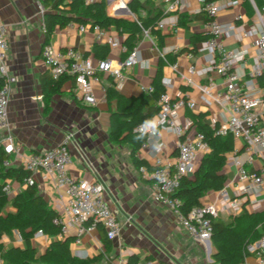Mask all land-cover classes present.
I'll return each mask as SVG.
<instances>
[{
    "label": "crops",
    "instance_id": "1",
    "mask_svg": "<svg viewBox=\"0 0 264 264\" xmlns=\"http://www.w3.org/2000/svg\"><path fill=\"white\" fill-rule=\"evenodd\" d=\"M131 1L104 0L107 15L136 21L139 18H150L159 12L163 15L165 10L164 0H137L141 4L137 11L131 9ZM42 2V0H0V20L7 26L8 51L5 63L9 73L15 77V83L9 95L7 131L12 135L14 144L20 149L19 154L4 155V160L8 162L5 168H19L22 155L54 148L66 134L71 133L73 134L69 144L72 157V163L69 166L71 175L85 185L102 183L106 189L105 198L121 225L119 236L110 241L108 253L104 252L106 237L99 224L88 228L78 243L72 242L71 252L74 256L88 259L91 264H114L118 258L126 261L131 256L138 258V264L148 260L155 264H214L211 258L214 247L211 242L208 245L207 242L202 243L189 235L171 211L157 202L152 181L142 179L138 170L132 165L129 146L116 144L109 139L111 112L115 109L116 102L107 104L105 96V89L111 86L123 97L139 96L143 89L151 87L159 59H161L160 53L164 52L161 81L164 79L168 82V93L174 97L178 91H181L195 102L194 108H184L180 111L184 136L190 137L197 132L195 127L189 126V123L193 122L191 116L201 119L210 127L213 119L217 123L222 122L227 115L226 106L216 103L207 106L198 86L212 83L214 89L222 93L225 89L224 79L214 72L203 76L188 73L190 66L200 69L206 65L207 54L197 53L202 40L193 36L200 35V38L206 36L207 17L204 14L185 13L186 22L183 25L176 24L173 29L165 25L160 30L163 36L160 47L157 46L153 36L141 35L134 46L139 51L140 61L124 71L125 78L119 86L114 84L108 74H97L98 81L93 88L95 105H84L77 99L73 91L74 82L68 76L61 79L63 82L60 92L53 95L49 103L45 105L40 79L50 76V73L41 58L43 47L49 44L60 53L72 48L83 58H89L95 63L98 59L93 55L92 48L95 43H101L95 40L90 31L79 32L75 26L70 28L66 25L63 28H56L48 43L45 44L42 20L44 14L51 11L45 8ZM239 3L240 5L235 8L221 11L217 16L218 21L230 23L234 16L240 13L244 16L243 23L249 24L254 14L252 2L239 0ZM263 5L264 0H261L259 7ZM189 8H196L194 0H189ZM107 30L117 37L122 45V37L118 35L115 27L110 26ZM221 41L228 49L245 48V64L247 66L253 64L256 48L252 40L244 39L239 42L229 36L222 38ZM172 47L176 48V53L169 51ZM109 49L106 59L113 63L120 62L124 56L120 48ZM174 64L177 65V70H173ZM243 72L245 70L240 73L241 81L245 79V75L242 76ZM181 75L190 78L192 84H186ZM260 80L261 78H257L254 83L263 89L264 97V77L262 84ZM260 126L264 128V118L261 119ZM5 134L6 131H0L1 149V140ZM158 137L163 146L157 153L154 150V142H150L146 148L140 147L136 153V156L147 163L151 169L157 157L173 163L177 157L175 136L160 131ZM202 157L200 154L195 157V167ZM237 158L243 162L245 155L240 152ZM257 167L258 162H255L246 169L252 172ZM224 172L226 182L236 178L235 167L225 165ZM28 175L34 181L33 186L37 193L51 209L61 214L64 195L55 189L52 180L42 172L28 173ZM26 179L19 182L12 174L4 181L0 180L1 186L8 183L11 188V192L5 195L7 205L2 211L3 217L11 216L16 212L12 202L29 185ZM216 199L217 192L210 191L201 198L200 205L213 203ZM263 210L264 207L256 212H244L251 214ZM243 213L232 216L221 212L217 219L229 224ZM257 229L260 236L263 231L260 226H257ZM67 236L75 237L73 227L69 229ZM56 238L62 237L59 235L51 237L46 234L32 235L28 245L35 251L36 256H39ZM0 243L5 248L25 247V241L16 229H10L8 233L3 234ZM108 259L110 262L107 261ZM0 264L3 263L0 261ZM242 264H257V258L249 254Z\"/></svg>",
    "mask_w": 264,
    "mask_h": 264
},
{
    "label": "built area",
    "instance_id": "2",
    "mask_svg": "<svg viewBox=\"0 0 264 264\" xmlns=\"http://www.w3.org/2000/svg\"><path fill=\"white\" fill-rule=\"evenodd\" d=\"M82 1L90 4L97 0ZM194 1L196 8L190 9L189 0H164L165 10L162 18L157 22V28L162 30L168 25L173 29L181 13L204 14L207 17L206 38L197 48V53L207 54L206 65L200 69L190 66L188 73L203 76L214 72L224 79L225 89L222 93L217 92L212 83L198 86V89L207 106L214 103L226 106L225 119L220 123L213 119L211 128L216 127L215 134L232 135L238 146L226 161V166L235 167L236 178L227 181L223 188L217 191V199L213 203L195 207L187 216L180 213L178 208L180 201L173 193L178 187L180 178L191 175L194 171L195 157L198 154L204 156L209 151V146L201 133L196 132L190 137L184 136L180 111L184 108H194L195 102L181 91H178L174 97L171 96L167 91L169 84L164 79L161 81L164 92L157 101V113L149 122L134 126L132 132L145 136L141 148H146L150 142H154L156 153L163 146L158 137L160 131L175 136L177 157L174 163L157 157L151 170L142 166L138 172L142 179L152 181L157 202L171 211L189 235L203 243L210 240V218L217 219L221 212L234 216L244 211L256 212L264 207V128L260 126L261 119L264 118V97L263 89L254 83V80L264 75V5L259 8L253 0H249L252 2L254 14L250 23L245 25L244 16L240 13L236 14L230 23H220L217 19L221 11L239 6V0ZM74 26L79 32L90 31L97 42L108 45L111 49L120 48L121 52H127L117 37L99 25L91 27L68 24L70 28ZM143 34L149 37L148 31H143ZM229 36L239 42L244 39L253 41L256 48L253 64L248 66L245 64V48L233 50L222 44L221 39ZM7 51V26L0 20V131H6L1 140L2 150L6 156L19 154L20 151L14 144L12 135L7 131L9 95L15 83V77L9 73L5 63ZM169 51L176 53L177 50L172 47ZM160 57L165 58L164 52L160 53ZM41 58L53 80L71 77L77 99L82 104L91 106L96 103L93 88L98 81L97 74H108L114 84L119 86L125 78L124 71L139 63L140 54L135 47L120 62L113 63L104 59L93 63L91 59L83 58L72 48L60 53L48 44L43 47ZM172 68L177 70V65H172ZM243 70L245 74L242 73V76L245 75V79L241 81L240 73ZM181 78L186 84H192L190 78L184 75H181ZM150 90L151 87H148L143 89V92ZM189 126H192V122ZM72 138L73 134L68 133L54 148L22 155L20 167L29 174L42 172L52 180L55 189L64 195L63 211L61 214L57 213L53 219V223L60 228L58 234L60 237L67 236L69 229L73 227L75 229L73 243H78L84 232L98 223L102 226L106 239L112 241L119 236L121 225L105 198L104 185L99 182L85 185L77 181L69 171L72 163L69 144ZM240 152L245 155L243 162L237 158ZM255 162H258V167L249 172L246 167L252 166ZM7 165L8 162L3 160L2 166ZM26 182L29 185L34 183L30 177H27ZM2 191L4 195L9 194L10 185L3 184ZM87 221L92 222L88 227L85 226ZM42 234L38 231L34 235ZM246 252L256 256L257 264H264V232L257 240L246 245ZM125 262L123 258H118L114 264H125ZM140 264L155 263L148 260Z\"/></svg>",
    "mask_w": 264,
    "mask_h": 264
},
{
    "label": "trees",
    "instance_id": "3",
    "mask_svg": "<svg viewBox=\"0 0 264 264\" xmlns=\"http://www.w3.org/2000/svg\"><path fill=\"white\" fill-rule=\"evenodd\" d=\"M43 6L51 13H45L43 16L44 43L47 44L53 31L56 28H63L70 23L84 26L99 25L104 29L114 26L118 35L122 37V46L126 48V53L121 58L125 59L127 54L134 48L135 43L143 31H148L149 35L156 40L158 47L162 44L163 36L157 28V22L162 18L161 13L147 19L127 20L111 17L107 15L104 0H97L94 3L85 4L82 0H42ZM257 7L261 5V0H253ZM130 7L137 11L141 4L137 0H132ZM260 8V7H259ZM186 22L185 13L178 16V25ZM200 41L206 36H193ZM110 52L108 45L95 43L92 48L93 55L98 60H104ZM164 62L159 59L156 75L151 83V90L142 92L137 97H123L112 86L105 89L107 104L116 102L115 109L111 112V129L109 139L116 144H126L131 153L132 165L138 170L144 166L148 170L151 167L140 160L136 153L145 141V136L139 133H133L132 128L140 123L149 122L157 113V101L164 92L161 84L162 67ZM264 76H261V84ZM258 78V79H259ZM73 80V79H72ZM1 81V80H0ZM63 80H53L51 76H45L40 79L43 101L47 105L51 97L60 92ZM192 117V127H195L198 133L203 134L204 140L208 143L209 151L201 158L191 175L182 176L178 187L173 193L178 198L180 204L178 208L183 216L195 207L200 206L201 198L208 192H217L221 190L226 183L224 168L227 156L236 148V143L230 134H215L212 129L201 119ZM5 154L0 147V180L15 175L19 182L27 178L28 172L21 167L16 169H7L2 166ZM3 186V185H2ZM0 184V239L10 229H16L19 235L25 241V247L5 248L0 243V261L3 264H91L88 259H80L71 252V244L75 237L66 240L56 238L52 240L45 252L36 256L35 251L28 245L29 238L36 232L41 231L51 237H57L60 232L58 225L53 223L57 212L51 209L47 202L37 193L35 186L28 185L24 192L18 194L13 205L16 212L7 217L2 216V211L7 205V199L2 191ZM87 221L85 226L91 225ZM96 226L99 224L96 223ZM211 232L210 242L214 247L211 256L214 264H242L244 258L249 254L246 252V245L257 240L259 232L257 226H260L264 232V210L258 213L244 212L237 216L229 224L219 219L210 218ZM105 254L110 249V241H104ZM110 262V259L107 260ZM139 260L135 256L129 257L125 264H138Z\"/></svg>",
    "mask_w": 264,
    "mask_h": 264
},
{
    "label": "water",
    "instance_id": "4",
    "mask_svg": "<svg viewBox=\"0 0 264 264\" xmlns=\"http://www.w3.org/2000/svg\"><path fill=\"white\" fill-rule=\"evenodd\" d=\"M68 238H70V236H65L63 239L66 240ZM207 244L210 245V240H207Z\"/></svg>",
    "mask_w": 264,
    "mask_h": 264
}]
</instances>
